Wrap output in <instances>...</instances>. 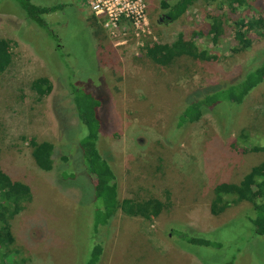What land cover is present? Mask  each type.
Segmentation results:
<instances>
[{"label": "rangeland", "instance_id": "1", "mask_svg": "<svg viewBox=\"0 0 264 264\" xmlns=\"http://www.w3.org/2000/svg\"><path fill=\"white\" fill-rule=\"evenodd\" d=\"M20 1L0 0V39L11 53L0 74V166L32 195L10 220L16 257L27 264H264L251 203L209 212L217 184H238L264 162V150L253 151L264 148V81L240 104L221 100L194 123L181 125L179 117L264 61V35L251 32V46L233 53L231 36L214 43L202 34L210 15L264 20V0H199L175 22H167L163 1L176 0H144L146 33L124 24L111 33L84 0H30L48 10L38 24ZM180 33L213 58L159 67L145 56L147 43ZM38 78L52 84L42 99L31 89ZM81 92L99 102L96 148L115 175L118 199L159 200L153 219L118 211L96 225L103 206L79 147L88 132L74 102ZM31 139L54 145L55 171L36 167ZM96 245L102 252L91 263Z\"/></svg>", "mask_w": 264, "mask_h": 264}, {"label": "trees", "instance_id": "2", "mask_svg": "<svg viewBox=\"0 0 264 264\" xmlns=\"http://www.w3.org/2000/svg\"><path fill=\"white\" fill-rule=\"evenodd\" d=\"M199 0H176L169 4L163 1V6L167 10V22H175ZM30 0H21L20 6L26 8L31 14V20L41 23L40 16L47 14L45 7H38L30 3ZM245 2V1H244ZM242 0H229L228 5H241ZM246 3V2H245ZM244 4V3H243ZM234 10V9H232ZM236 10H234L235 12ZM93 19L95 18L92 16ZM95 20H97L95 18ZM96 22V21H95ZM264 20L260 17H248L239 15L232 19L231 23L225 22L220 15H210L206 30L202 32L204 36L212 42L218 43L221 38L231 36L234 39L233 53L246 51L252 44L251 32L256 35H264ZM262 29V30H263ZM199 32H195V35ZM145 56L159 67H166L176 59L188 57L194 60L211 59L206 52L201 51L192 37L187 38L183 33L178 34L171 41L150 42L144 46ZM11 63V53L5 40L0 39V74H2ZM264 81V61L259 65H254L243 75V78L231 84L227 88L211 91V95L188 104L179 115L180 124L194 123L200 120L203 110L213 107L221 100L240 104L249 92ZM31 89L40 99L48 96L52 91V84L45 78H38L32 81ZM79 121L87 127V135L79 143L82 151V158L86 165L90 182L94 185L95 197L102 202V209H98L96 225H105L114 217L118 211L125 216L140 217L151 220L162 211V203L154 198L144 201L135 199H118L115 175L107 160L96 148L98 133L100 129L97 118L99 102L88 93L81 92L74 99ZM31 156L36 167L43 172H53L57 166L55 147L49 142H37L31 139ZM264 150L255 148L253 151ZM1 151V150H0ZM62 157L60 161H66ZM214 196L209 204V212L213 216L223 213L230 205L247 201L252 204L255 216L250 219L254 227V234L264 235V162L254 166L249 173L238 183L222 182L214 187ZM31 189L27 184L14 181L7 175L0 166V262L10 264H27V259L17 258L12 249L14 237L11 231L10 220L18 215L26 204L31 201ZM192 242V241H191ZM198 243H204L198 240ZM101 247L94 246L91 263L98 260L101 255ZM231 264V263H227Z\"/></svg>", "mask_w": 264, "mask_h": 264}, {"label": "built area", "instance_id": "3", "mask_svg": "<svg viewBox=\"0 0 264 264\" xmlns=\"http://www.w3.org/2000/svg\"><path fill=\"white\" fill-rule=\"evenodd\" d=\"M93 16L101 20L111 33L122 24L136 33L147 30L148 19L144 0H84ZM146 33V32H145Z\"/></svg>", "mask_w": 264, "mask_h": 264}, {"label": "crops", "instance_id": "4", "mask_svg": "<svg viewBox=\"0 0 264 264\" xmlns=\"http://www.w3.org/2000/svg\"><path fill=\"white\" fill-rule=\"evenodd\" d=\"M142 219V218H141ZM141 219H138V220H141ZM136 225L134 224V227H135ZM134 231H137L138 229H133ZM180 253H182V252H180ZM113 254V253H112ZM182 254H184V253H182Z\"/></svg>", "mask_w": 264, "mask_h": 264}]
</instances>
